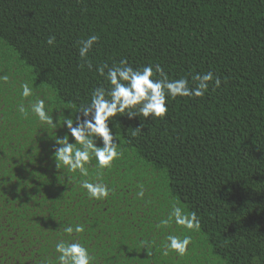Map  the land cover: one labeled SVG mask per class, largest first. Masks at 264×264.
<instances>
[{
	"label": "trees",
	"instance_id": "1",
	"mask_svg": "<svg viewBox=\"0 0 264 264\" xmlns=\"http://www.w3.org/2000/svg\"><path fill=\"white\" fill-rule=\"evenodd\" d=\"M91 35L89 69L78 48ZM122 59L151 65L154 79L159 64L190 87L209 71L221 83L168 98L162 118L112 117L110 167L93 155L86 176L57 168V137L75 142L64 117L83 119L92 91L110 87L97 67ZM3 75L0 264H59L61 240L85 246L92 264H264V0H0ZM37 98L55 128L32 113ZM84 180L109 195L89 198ZM173 207L196 212L200 229L162 224ZM77 224L85 230L64 231ZM169 235L191 238L184 255L164 254Z\"/></svg>",
	"mask_w": 264,
	"mask_h": 264
},
{
	"label": "clouds",
	"instance_id": "2",
	"mask_svg": "<svg viewBox=\"0 0 264 264\" xmlns=\"http://www.w3.org/2000/svg\"><path fill=\"white\" fill-rule=\"evenodd\" d=\"M99 40L96 35L80 41L78 48L79 56L84 60L88 68H92L91 61L87 59L89 51ZM49 45L55 43V37L47 40ZM83 67V65H81ZM105 69L107 71L105 72ZM101 76H104L109 82L110 87H97L92 91L89 103L81 105L76 116L75 122L72 118L64 117V124L74 143L69 142V135L63 138L57 137L56 147L54 148V159L57 168L60 164L66 166L70 171H77L82 176L87 175L85 164L90 161L94 155L98 165L101 168L110 167L112 162L119 158L120 152L117 150V139L109 127V121L118 114H127L129 118H162L168 112V98L176 97H202L209 87V83L215 80V85L220 86L219 77H214L211 71L192 77L195 86H189L187 78L169 79L168 74L163 68L155 65V74H159L160 79H154V70L151 65L144 66L142 69H134L129 66L126 59L119 61L118 65L109 66L104 64L96 69ZM0 80L7 82V75L0 76ZM22 96L27 98L32 95V89L28 84L22 85ZM32 113L38 117L39 121L56 127L53 116L46 111L44 99L37 98L35 103L31 104ZM19 111L24 113L26 109L23 105ZM140 131V128L134 130ZM97 138L101 140V146H97ZM79 144V147L76 145ZM81 187L87 190L89 198L102 199L109 195L110 189L99 182L91 183L84 180ZM138 195L143 196V192ZM174 218L175 224L183 226L189 230H199L200 220L196 212L184 213L180 207H173L168 220L161 221L167 225L169 220ZM84 226L77 224L75 228L69 226L64 229L67 234L81 233ZM191 243L189 236L182 239L177 235H169L165 243V252L175 251L178 255H184L188 251ZM55 252L58 253L59 264H92V257L88 249L79 242H67L61 240L55 245Z\"/></svg>",
	"mask_w": 264,
	"mask_h": 264
}]
</instances>
